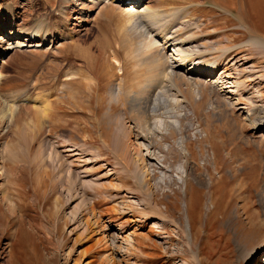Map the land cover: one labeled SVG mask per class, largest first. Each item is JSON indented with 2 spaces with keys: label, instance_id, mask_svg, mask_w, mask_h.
<instances>
[{
  "label": "rangeland",
  "instance_id": "rangeland-1",
  "mask_svg": "<svg viewBox=\"0 0 264 264\" xmlns=\"http://www.w3.org/2000/svg\"><path fill=\"white\" fill-rule=\"evenodd\" d=\"M142 3L0 0V264H264V0Z\"/></svg>",
  "mask_w": 264,
  "mask_h": 264
},
{
  "label": "bare ground",
  "instance_id": "bare-ground-1",
  "mask_svg": "<svg viewBox=\"0 0 264 264\" xmlns=\"http://www.w3.org/2000/svg\"><path fill=\"white\" fill-rule=\"evenodd\" d=\"M130 1H134V3L135 4H131L130 5V7L127 9V11H128V13L131 15V18H134L136 21L135 22H137V21H145L146 20V22L148 21L149 22V27H147L148 28V32H151V30H155L156 31V33H159L160 32V30L161 29H158V26L159 27H162L161 26V23H163V20L162 19H159V17H158V13H156V10L154 11L150 6H148V5H143L144 3H142V1L143 0H130ZM128 3V2H127ZM174 13V12H173ZM173 13H171V14H173ZM171 14H169V15H171ZM168 17V16H167ZM166 17V18H167ZM151 18V19H150ZM142 19V20H141ZM168 20V19H167ZM134 21V20H133ZM165 22V21H164ZM147 24V23H146ZM146 27V26H145ZM156 27V28H155ZM186 27H195V28H197V27H200V24H199V22L198 21H194V22H192L189 26H186ZM153 28V29H152ZM146 29V28H145ZM173 31L174 32H170V34H169V32L168 31H165L161 36H159V38L157 39V38H155V35H149V38H151V39H149L150 41H148V45H147V49H155V48H157V47H161L162 48V50H163V52H162V55L164 56V59L166 60V61H168L169 62V59H167V58H165V51H167V50H169V49H171L172 51H171V54H170V56H172V58L173 59H175L174 61V63H176L175 65L176 66H172V67H169V66H160L159 68H158V71H159V73H163V76H167V77H169L171 80H172V85H174V86H177V80H183V79H185L186 77H185V75H184V73L185 74H202V75H204V74H206V75H208V76H215V75H217V72H216V68H212L214 65H215V63L214 64H211V65H209V66H207L206 68H197L195 65H193V64H191V65H189V68H187V70L184 72V73H180L179 71H177L176 70V68L178 67V68H183V67H185L186 68V65L189 63V61L190 60H187L186 59V55H187V52L185 51V49H183V48H181V47H177V46H179L180 44H181V41H178V39H180L181 38V35L179 34L178 35V33H177V27H175L174 29H173ZM29 34H26L25 36H29V35H31L28 39H29V41H32V40H35V39H37V38H39L38 36H36L37 34L36 33H33V32H28ZM180 33V32H179ZM148 34V33H147ZM177 34V35H176ZM7 35V34H6ZM255 35V34H254ZM262 35V34H261ZM40 39V38H39ZM38 39V40H39ZM263 40H264V38H263ZM255 41H257V42H259L257 39H255ZM256 42V43H257ZM259 44V43H258ZM38 45H40V44H38ZM261 45H263L264 46V41H262L261 42ZM8 50V49H7ZM157 59H155V61H156ZM188 66V65H187ZM217 70H219L218 68H217ZM226 72L224 71V72H221V74L219 75V79H218V85H220L221 83H224V82H226L227 83V81H224V79L225 78H233V77H229V75L228 74H225ZM199 77V76H198ZM193 78V77H192ZM155 79H156V76H155ZM194 79V78H193ZM195 81H196V84H198L199 83V80L198 79H195ZM152 82H150L149 83V85L151 84ZM171 83V82H170ZM164 84V83H163ZM199 85V84H198ZM163 86V85H162ZM226 88H229L228 86H225ZM231 87V86H230ZM148 88H150L151 90L153 89V86H150V87H148ZM153 91V90H152ZM119 94H120V90H119V88H115L114 90H113V95L114 96H119ZM7 96V95H6ZM6 98V97H5ZM23 98H25V97H21V99H23ZM26 98H28V97H26ZM10 100H13L14 101V99H10ZM15 100H18V99H15ZM20 100V99H19ZM9 101V100H8ZM34 101H36V99L34 100ZM15 102V101H14ZM14 102H13V104H14ZM17 102V101H16ZM19 102V101H18ZM8 103V102H7ZM6 103V104H7ZM16 104H18V103H16ZM42 104V103H41ZM40 104V105H41ZM45 104V103H44ZM50 104L51 103H46L45 105H43L42 104V106H41V109H42V111L43 112H41L43 115H46V116H49V108H50ZM6 106H8L9 107V105H6ZM6 106H3V107H6ZM16 107V106H15ZM15 107H14V110H15ZM11 108V107H10ZM9 108V109H10ZM17 108V107H16ZM154 107H152L151 108V110L153 109ZM7 109V108H6ZM156 110V109H155ZM154 110V111H155ZM10 111V110H9ZM10 113V112H9ZM12 113H13V110H12V112H11V115L8 117V119L9 120H12L13 119V116H12ZM154 112H151V114H153ZM45 117V116H44ZM3 118H6V115L5 116H3ZM260 129H263L262 127H264V122L262 123V125H260ZM131 133V132H130ZM141 148H142V146H141ZM124 156V155H123ZM122 156V157H123ZM125 156H126V153H125ZM120 159L122 158L121 156H118ZM121 161H123L124 162V159H121ZM126 166L125 167H127V169L128 170H130V165L129 164H127V162H125L124 163ZM132 172V171H131ZM153 195V194H152ZM213 195V194H212ZM93 203H95V205H96V201L94 202H92V205H93ZM88 224H89V222H88ZM92 226V225H91ZM263 251H264V245L261 247H258V248H256L255 249V252L253 253V255L255 256L254 258H257L256 257V255L257 254H262L263 253ZM256 260L257 259H253L252 261L254 262H256Z\"/></svg>",
  "mask_w": 264,
  "mask_h": 264
}]
</instances>
